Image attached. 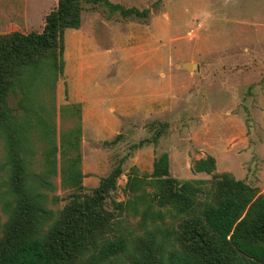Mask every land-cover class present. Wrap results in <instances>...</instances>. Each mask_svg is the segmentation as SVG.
Instances as JSON below:
<instances>
[{
	"label": "rangeland",
	"instance_id": "obj_1",
	"mask_svg": "<svg viewBox=\"0 0 264 264\" xmlns=\"http://www.w3.org/2000/svg\"><path fill=\"white\" fill-rule=\"evenodd\" d=\"M147 17H124L104 5L89 6L79 30L65 33V68L56 87L57 141L79 125L71 111L82 106L81 169L86 195L116 168L123 171L106 209L127 201L128 177L150 176L167 153L171 176L211 181L194 163L216 159L215 174L230 172L264 193V0H110ZM58 0H0V34L41 33ZM184 63L197 64L198 72ZM16 99L10 105L16 106ZM33 169L41 171L42 149ZM45 191L60 212L73 190ZM8 168L0 139V215ZM139 217L123 219L115 234L142 235ZM2 237V236H1ZM0 237V239H1ZM111 238H114L110 236ZM127 256L118 264H128Z\"/></svg>",
	"mask_w": 264,
	"mask_h": 264
},
{
	"label": "trees",
	"instance_id": "obj_2",
	"mask_svg": "<svg viewBox=\"0 0 264 264\" xmlns=\"http://www.w3.org/2000/svg\"><path fill=\"white\" fill-rule=\"evenodd\" d=\"M97 5L124 17L148 14L110 0H58L41 33L0 34V139L8 168L0 264H118L123 256L128 264H264V193L230 172L215 174L213 156L193 166L194 173L214 175L211 181H180L171 176L169 155L162 154L150 176L134 171L128 177L129 199L114 201L116 212L106 209V201L118 188L120 167L92 196L83 193L82 106L60 109L73 112L79 125L58 143L56 87L65 68V33L79 30L83 12ZM59 154L62 186L73 193L57 214L45 191L56 189ZM127 214L140 218L142 235L115 234Z\"/></svg>",
	"mask_w": 264,
	"mask_h": 264
},
{
	"label": "water",
	"instance_id": "obj_3",
	"mask_svg": "<svg viewBox=\"0 0 264 264\" xmlns=\"http://www.w3.org/2000/svg\"><path fill=\"white\" fill-rule=\"evenodd\" d=\"M182 67L188 71L198 72L199 66L197 64L184 63Z\"/></svg>",
	"mask_w": 264,
	"mask_h": 264
},
{
	"label": "crops",
	"instance_id": "obj_4",
	"mask_svg": "<svg viewBox=\"0 0 264 264\" xmlns=\"http://www.w3.org/2000/svg\"><path fill=\"white\" fill-rule=\"evenodd\" d=\"M200 70V69H199Z\"/></svg>",
	"mask_w": 264,
	"mask_h": 264
}]
</instances>
